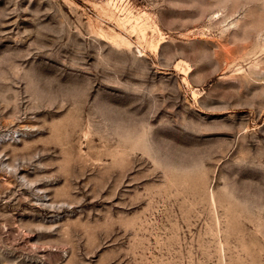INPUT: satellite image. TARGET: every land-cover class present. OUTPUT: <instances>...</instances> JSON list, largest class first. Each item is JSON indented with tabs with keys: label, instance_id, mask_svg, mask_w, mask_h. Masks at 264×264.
Here are the masks:
<instances>
[{
	"label": "rangeland",
	"instance_id": "1",
	"mask_svg": "<svg viewBox=\"0 0 264 264\" xmlns=\"http://www.w3.org/2000/svg\"><path fill=\"white\" fill-rule=\"evenodd\" d=\"M0 264H264V0H0Z\"/></svg>",
	"mask_w": 264,
	"mask_h": 264
}]
</instances>
